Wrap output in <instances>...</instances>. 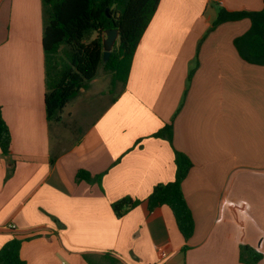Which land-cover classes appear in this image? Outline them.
I'll return each instance as SVG.
<instances>
[{
    "label": "crops",
    "instance_id": "0c3cea01",
    "mask_svg": "<svg viewBox=\"0 0 264 264\" xmlns=\"http://www.w3.org/2000/svg\"><path fill=\"white\" fill-rule=\"evenodd\" d=\"M263 6L160 0L115 96L112 79L92 93L95 78L55 122L44 101L43 0H0V104L11 134L10 154L0 149V250L17 238L26 264H89L85 255L244 264L248 246L264 264V65L234 44L249 19L209 32L221 7ZM91 103L98 112L85 124ZM167 124L172 142L152 137ZM176 151L193 164L182 185L195 220L186 252L172 211L147 202L175 180ZM125 197L137 205L117 218L112 204Z\"/></svg>",
    "mask_w": 264,
    "mask_h": 264
},
{
    "label": "trees",
    "instance_id": "16d2710c",
    "mask_svg": "<svg viewBox=\"0 0 264 264\" xmlns=\"http://www.w3.org/2000/svg\"><path fill=\"white\" fill-rule=\"evenodd\" d=\"M159 2L160 0H43L44 101L49 121L59 122L60 114L67 104L96 78L99 66L104 61L103 39L107 30L117 29L119 32L110 58L103 63L105 69L113 74L112 89L119 82H127L133 57ZM243 19H249L251 27L245 35L235 39L234 44L245 61L264 65V6L259 11H229L221 7L209 32L224 23ZM92 34L96 36L89 39ZM192 74L191 71L189 78ZM172 136V124L165 125L152 135L170 142ZM140 142L141 140L137 145ZM0 149L4 156L11 152V134L2 117L1 104ZM175 155V180L154 186L147 202L149 211L162 206H167L172 211L185 241L182 251L186 252L189 248L187 243L195 232V220L182 185L193 164L184 153L176 151ZM77 177L88 180L93 178L86 171L78 172ZM136 205V201L125 197L114 202L112 210L117 218H121ZM21 242L14 238L1 248L0 264H26L20 255ZM241 251V262L244 264H258L262 259L260 253L248 246ZM103 256L108 258V255ZM101 257L84 256L89 264H97L96 259Z\"/></svg>",
    "mask_w": 264,
    "mask_h": 264
},
{
    "label": "rangeland",
    "instance_id": "374dc122",
    "mask_svg": "<svg viewBox=\"0 0 264 264\" xmlns=\"http://www.w3.org/2000/svg\"><path fill=\"white\" fill-rule=\"evenodd\" d=\"M95 36H96V34H92L89 39H92ZM103 63H104V61H103ZM103 63L99 66L96 79L93 82V86H92V88H93L92 90L93 91H92V93L93 92L96 93L97 89L103 90L105 88V86L107 87L109 82H110V80L113 77V74L110 71H107L105 69ZM112 92H114L113 95H112V98H113L115 96V94L118 92V90L112 89ZM83 112H85V113L87 112V114L85 115V119H84V117L82 118L83 119L82 122L86 124L87 122L91 121V119L94 118V116L98 112L97 105L91 103V105H88V108H84V106H83ZM96 263L97 264H119L116 260L112 259L109 256H108V258H106L104 256H102L101 258H97L96 259Z\"/></svg>",
    "mask_w": 264,
    "mask_h": 264
},
{
    "label": "water",
    "instance_id": "95a60500",
    "mask_svg": "<svg viewBox=\"0 0 264 264\" xmlns=\"http://www.w3.org/2000/svg\"><path fill=\"white\" fill-rule=\"evenodd\" d=\"M108 12V11H107ZM119 32L117 29L107 30L103 39V60L107 62L118 41Z\"/></svg>",
    "mask_w": 264,
    "mask_h": 264
},
{
    "label": "built area",
    "instance_id": "2783aa9c",
    "mask_svg": "<svg viewBox=\"0 0 264 264\" xmlns=\"http://www.w3.org/2000/svg\"><path fill=\"white\" fill-rule=\"evenodd\" d=\"M166 257V252L164 250H161V258H165Z\"/></svg>",
    "mask_w": 264,
    "mask_h": 264
}]
</instances>
